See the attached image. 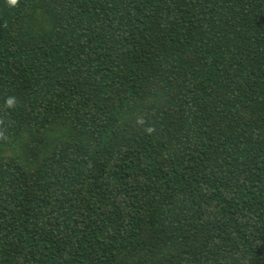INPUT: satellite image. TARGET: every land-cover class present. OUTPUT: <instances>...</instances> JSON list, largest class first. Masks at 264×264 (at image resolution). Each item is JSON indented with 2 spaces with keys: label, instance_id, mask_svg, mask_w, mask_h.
I'll use <instances>...</instances> for the list:
<instances>
[{
  "label": "trees",
  "instance_id": "1",
  "mask_svg": "<svg viewBox=\"0 0 264 264\" xmlns=\"http://www.w3.org/2000/svg\"><path fill=\"white\" fill-rule=\"evenodd\" d=\"M0 120V264H264V0H0Z\"/></svg>",
  "mask_w": 264,
  "mask_h": 264
},
{
  "label": "clouds",
  "instance_id": "2",
  "mask_svg": "<svg viewBox=\"0 0 264 264\" xmlns=\"http://www.w3.org/2000/svg\"><path fill=\"white\" fill-rule=\"evenodd\" d=\"M7 3H8L9 6L15 7V6L19 5L20 0H7ZM15 103H16V101H15L14 97H10L7 100V106L8 107H14ZM0 124H3V120H0ZM149 131H151V129H149ZM4 138H6L5 137V132H4V130L0 129V139H4Z\"/></svg>",
  "mask_w": 264,
  "mask_h": 264
}]
</instances>
